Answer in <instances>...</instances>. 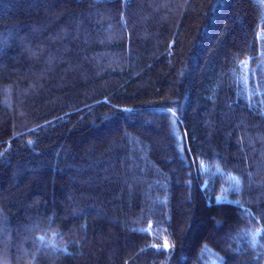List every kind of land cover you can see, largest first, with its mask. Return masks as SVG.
Wrapping results in <instances>:
<instances>
[{
  "label": "trees",
  "instance_id": "trees-1",
  "mask_svg": "<svg viewBox=\"0 0 264 264\" xmlns=\"http://www.w3.org/2000/svg\"><path fill=\"white\" fill-rule=\"evenodd\" d=\"M0 264H264V0H0Z\"/></svg>",
  "mask_w": 264,
  "mask_h": 264
},
{
  "label": "snow or ice",
  "instance_id": "snow-or-ice-1",
  "mask_svg": "<svg viewBox=\"0 0 264 264\" xmlns=\"http://www.w3.org/2000/svg\"><path fill=\"white\" fill-rule=\"evenodd\" d=\"M229 203H237L238 204V202H231V201H229ZM40 239L41 240H44V237H40ZM164 247L165 248L169 247V245L167 244V242H165Z\"/></svg>",
  "mask_w": 264,
  "mask_h": 264
},
{
  "label": "rangeland",
  "instance_id": "rangeland-1",
  "mask_svg": "<svg viewBox=\"0 0 264 264\" xmlns=\"http://www.w3.org/2000/svg\"><path fill=\"white\" fill-rule=\"evenodd\" d=\"M213 261H215V259H213Z\"/></svg>",
  "mask_w": 264,
  "mask_h": 264
}]
</instances>
